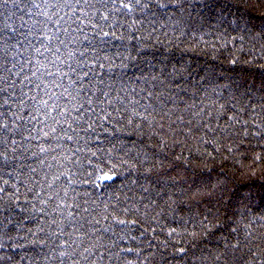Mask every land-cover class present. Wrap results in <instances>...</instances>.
Instances as JSON below:
<instances>
[{
	"label": "trees",
	"instance_id": "1",
	"mask_svg": "<svg viewBox=\"0 0 264 264\" xmlns=\"http://www.w3.org/2000/svg\"><path fill=\"white\" fill-rule=\"evenodd\" d=\"M34 2L43 8L0 0V120L10 125L0 131V220L12 238L30 237L17 247L6 235L5 254L14 264H88L79 251L111 222L107 209L137 221L142 264L264 258V0H179L124 20L119 39L88 31L73 43L62 31L41 39L58 29ZM69 52L74 65H105L103 83L85 82L95 113L85 104L75 133L43 104L72 107L57 86L71 80L48 74L66 70Z\"/></svg>",
	"mask_w": 264,
	"mask_h": 264
},
{
	"label": "snow or ice",
	"instance_id": "2",
	"mask_svg": "<svg viewBox=\"0 0 264 264\" xmlns=\"http://www.w3.org/2000/svg\"><path fill=\"white\" fill-rule=\"evenodd\" d=\"M8 2L9 0H2L4 4ZM42 3L43 8H41L40 4L35 2L33 3V7L40 8L41 14L44 15L50 23L55 24L58 31L51 35L45 34L41 39H47L51 42L53 36H58L59 31H62L72 37L69 43H73L80 35H83L84 39L87 40L88 31H90L93 36L100 37L101 40L110 36L116 37V31L119 28L125 27L123 23L124 20L131 18L132 25L130 26H133L140 17L147 16L154 8H167L169 5L174 6L179 3V0H42ZM17 7H19V5H17ZM24 11V9H21V12ZM28 15L31 16L32 13L29 11ZM9 27H11V25ZM116 38L119 39V37ZM59 43L64 44L65 42L60 40ZM89 44H91V41H89ZM45 50H47V48H45ZM37 52H40V49H37ZM55 52L59 54L60 48H56ZM85 54V51H80L78 53L80 57H84ZM41 55H43V53H41ZM76 55V52L67 53V61H62L66 66V70L58 68L57 72L48 73L49 75L59 76L60 81H63L65 78L71 80V83L67 87H63L62 84H58L57 86L63 88L60 95L64 97L68 104H72V107L60 109V105L55 101H53L52 104H49V100L43 102L44 108L50 109V111L45 112V117H51L54 123H59V118H62L67 124V128L71 130L72 133L76 132V128L73 127V123L70 121H78L83 118L79 114L85 111V104H88L89 108H91L90 97L87 100H83L81 97V94L85 93L87 88L85 82L91 83L92 80H97L99 83H103V80L96 75V70L105 67L103 63L99 62L98 57H93L91 64L85 59L81 63L74 65L72 63V58ZM55 63L56 61L54 60V66ZM8 71L11 72V69ZM33 75H35V72H33ZM0 81H4L2 75H0ZM4 83H7V81H4ZM12 83L14 86L15 81ZM37 87H39V85H37ZM70 89H72V91H70ZM0 91H4L3 87H0ZM64 93L68 95L64 96ZM102 95L106 96L107 94L102 93ZM78 98L83 100V102L73 104L72 102L77 101ZM33 99L35 98L33 97ZM49 99H52V97L50 96ZM91 111L95 113L94 108H91ZM52 112H56V116H52ZM108 115L111 114L109 113ZM144 119L147 118L145 117ZM8 127H10V125L7 122L0 120V131ZM53 131H55L54 128ZM67 139H72V136L68 135ZM144 155L147 156V152H145ZM112 178L111 175L101 177L102 180H111ZM84 211L86 212L87 209ZM113 211H115L114 207ZM124 211L127 212L130 210L125 209ZM105 213L103 220L111 222L96 229L99 236L94 232L89 241L91 246H85L80 249L79 255L82 256L84 261H87L88 264H94L97 259L101 261L110 260V264H132L133 260L136 261V264H142L148 252L147 248L140 246V239L133 235L136 230L135 226L137 225V221L131 219V217L120 218V213L112 215L108 213L107 209H105ZM89 223H93V226H95L100 225L101 221L94 220V222L90 221ZM12 231L13 229L6 226L5 221L0 220V264H14L16 259L15 253L11 255L5 254L6 243L4 237L6 235L9 236L10 239H13L17 247H26L28 245L29 236L18 234L15 238H12L10 235ZM28 231L31 232L30 229ZM77 231H79V229H77ZM145 231H147V229H145ZM106 234H110L108 236L111 240L110 244L104 243ZM32 237H35L34 233ZM36 242H38V240ZM148 243L151 245V241ZM7 246L11 247L10 244ZM71 247L72 245H68L65 251L67 252ZM234 248L238 249L239 245H235ZM93 249H95V251H93ZM142 252L144 256L141 255ZM69 258L73 257L70 255ZM19 259L24 260L25 257H20ZM224 259L225 261L227 260L226 255ZM257 262H259V264H264V258L259 255L254 256L253 264H257Z\"/></svg>",
	"mask_w": 264,
	"mask_h": 264
}]
</instances>
